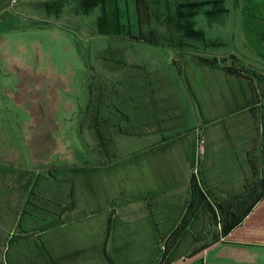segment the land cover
Returning a JSON list of instances; mask_svg holds the SVG:
<instances>
[{
	"label": "rangeland",
	"instance_id": "rangeland-1",
	"mask_svg": "<svg viewBox=\"0 0 264 264\" xmlns=\"http://www.w3.org/2000/svg\"><path fill=\"white\" fill-rule=\"evenodd\" d=\"M48 1L15 0L12 4V0H0V163L8 167H21L45 177L44 173L48 169L66 164L79 167L91 165L92 154L89 149L93 148L94 140L87 131H83L82 138L87 146L82 147L78 126L83 121L89 101L88 87L91 86L92 89L105 77L110 78V75L117 74L121 78L126 73L143 75L150 72L155 73V77H161L166 87H172L177 84L174 78L179 79L175 68L177 62H181V59L192 62L212 57L219 60L220 66L248 70V77L250 71L257 74L264 72V0H225V7L230 10L229 14L219 20V24L202 16L197 17L196 27L203 29L204 34L207 33V42L217 40L223 46L207 51H202L203 48H184L181 52L96 35L93 30L95 13L87 17L77 14L79 12L75 6L78 0L62 1L64 7L60 15L54 14L53 10L55 3L61 0H50L53 5L47 12L48 9L45 8L50 6ZM4 13L6 14L3 16ZM172 62H176L175 65ZM105 64L114 67L111 74H107L108 68L101 67ZM114 64H120V69L116 70L117 66ZM127 65L130 67L125 68ZM132 67L135 69H131ZM204 74L206 84L212 87L209 93L221 104L217 112L224 117L225 122L234 120V117L237 120L241 116L239 114L230 118L226 115L229 108L254 101L253 92L249 94L245 91H233L228 82L220 80L218 74ZM253 89L255 91L256 88ZM210 112L211 110V117ZM253 114L246 112L241 117L250 120L249 116H254ZM248 120L244 121V126L250 124ZM121 146L122 153L130 156V160L119 167L116 180L113 183L110 181L109 188L113 192L120 191L126 201L132 202L120 213L126 214L133 210L132 216L137 219L145 215L140 211L142 205L133 203V199L140 198L139 193L147 191V180L148 189H151L152 182L158 183L156 171L151 161H148V154L147 157H139L142 148L135 142L128 144L124 141ZM164 158L169 161V167L178 180L183 179L182 171H186L184 179L196 174L195 170L187 168L184 161L182 163L178 150H169ZM250 159L254 175L256 169L260 174L263 166L256 148L250 153ZM142 163L149 166L148 171L146 168L140 169L142 172L147 171V175H141L138 171ZM99 176L104 179L103 175ZM84 179L82 182L85 184ZM93 179L94 177H90L87 182L94 185ZM101 190L105 191L104 185ZM179 191L180 189L175 188L166 193L174 194ZM106 193L101 191L95 199L89 196L90 202L86 205L90 207L91 213H101L102 208L106 209ZM85 198L87 200V193ZM43 200L38 195L32 204V216L37 221H45L55 212V208L44 205ZM85 203L87 202L84 201ZM98 216L105 218L107 213L103 211ZM137 226L141 227L139 235L143 239L145 231H155L150 225L149 229L146 225ZM134 227L136 226L132 225V232L135 234L137 229ZM118 230L123 233L120 228ZM125 233L127 234V230ZM132 254L133 261L143 256L142 252L138 254L137 251ZM113 258L119 264L117 256L114 255Z\"/></svg>",
	"mask_w": 264,
	"mask_h": 264
},
{
	"label": "trees",
	"instance_id": "trees-1",
	"mask_svg": "<svg viewBox=\"0 0 264 264\" xmlns=\"http://www.w3.org/2000/svg\"><path fill=\"white\" fill-rule=\"evenodd\" d=\"M62 1L66 2V0H61L55 3L54 14L62 13L64 7ZM48 3L50 6L45 8L48 9L47 12L53 5L50 0ZM75 7L78 8L79 13L77 14L84 17L95 13L94 32L96 35L113 39L120 38L128 42H142L157 48H172L174 51L178 50L177 52H181L184 48L194 50L203 48L202 51H207L210 48L222 47L223 43L217 40L207 42V33L204 34L203 29L196 27L195 19L202 16L219 24V20L229 14L230 10L225 7V0H78ZM75 11L77 12V9ZM205 26L208 27L207 24ZM177 54L180 57V54ZM197 61L190 62V60L181 59V62H172L173 65L177 64L175 66L176 76L179 78H174L177 84L172 87H166L161 77H155V73L150 72L143 75L134 72L131 75L126 73L125 77L123 74L121 78L117 74L107 75L117 78L115 86L104 79L92 89L91 86L88 87L89 101L84 112L85 116L79 126L85 127L96 142V147L89 149V153L99 156L100 160L92 161L91 167L93 168L104 167L110 159L118 158L119 150L114 140L115 135L131 138L144 135L135 130L131 124L139 123L140 113L147 111V107H144L142 111L140 106L141 94L148 93L150 97L151 94L157 93L156 84L160 83L161 86L167 88L166 92L174 93V88L181 83L182 88L188 92L196 112L197 126L188 134L190 137L188 165L190 170L196 171V174H192L189 178L190 198L186 200L187 202H183L184 199L174 202V198H168L164 202L167 208L166 216L169 217L165 234L162 238L160 230L150 232L149 241H153L151 242L153 244L147 246L150 251L148 260H136L132 262L133 264H169L175 261L186 248L182 245V240L190 235L188 225L207 200H210L217 208L218 223L220 225L224 223L227 211L233 203L229 200L234 194L217 195L213 188L224 190L223 193H226L228 189L231 190L234 187L233 185H237L236 187H244L240 193L250 192L260 176L257 169L254 175V167L250 159V153L255 148L260 163L264 166V72L257 74L250 71V77H248L246 76L248 70L220 66L219 60L215 57ZM114 65L117 66L116 70L120 69V64ZM101 67L108 68L107 74H111L114 70L112 69L114 67H108L107 64ZM127 67L130 66L127 65L125 68ZM207 72L218 74L220 80L228 82L233 91L239 93L245 91L249 94L253 92V102L250 100L236 108H229L226 112L230 118L239 114L243 116L246 112L247 114L254 113V116H249L250 120L239 115L237 120L234 117V120L224 121V117L217 112L221 104L217 103L216 98L209 93L212 87L206 84L204 73ZM253 87L256 88L255 91H252ZM209 110H211V117ZM150 112L155 116L154 110L149 109L148 113ZM246 120L250 121V124L244 126ZM79 132L81 135V128ZM174 137L175 135H170L167 139ZM79 171L81 170L77 168H53L48 172L47 176L51 179L54 189L59 190L60 186L68 184L70 190L68 202L54 198L53 204L56 206L74 204L75 177ZM239 177L244 182L241 185L233 182V179ZM225 178L228 181L223 180ZM44 179L45 177L38 175L37 190L30 192L22 212L6 215L10 219L13 218L14 227L13 229L5 228V233L0 230V238L3 235L5 242L0 244V264H77L79 258L77 252L66 257L62 256L60 260L47 258L48 262H45L44 238L49 231L61 224L60 217L54 218L52 222L39 223L37 228L21 226V222L25 220L29 212L34 211L30 203L36 201L40 193L45 192L40 188ZM12 186L15 187V184ZM56 193L59 195V192ZM153 199L150 198L149 201ZM39 200L40 198L37 199ZM133 200L137 204L145 201L141 198ZM174 213L176 218L183 215L175 229L172 220ZM207 247L208 245H202L193 249L190 256L197 255ZM102 251L103 261L113 264L114 262L112 263L104 252L105 245L102 246ZM29 253L36 255L37 260L29 261ZM192 264H202V262Z\"/></svg>",
	"mask_w": 264,
	"mask_h": 264
},
{
	"label": "crops",
	"instance_id": "crops-1",
	"mask_svg": "<svg viewBox=\"0 0 264 264\" xmlns=\"http://www.w3.org/2000/svg\"><path fill=\"white\" fill-rule=\"evenodd\" d=\"M105 80L113 86L117 82V78L114 77H105ZM156 87L157 93L151 94L150 97L148 93L141 94L140 106L142 111L144 107H147V111L146 113H140L139 123L131 124L135 127V130L140 131L144 135L133 138L114 136L119 150L118 158L110 159L107 165L100 168L91 167L93 165L92 163L91 165L84 164V167L76 165L68 166L67 164L59 167L61 169L77 168L81 170L75 177L76 183L73 191L75 199L73 205L65 206L64 204H58L56 206L53 204L54 198L62 199L65 203L68 202L69 185H62L59 190H56L51 179L47 176L48 172L53 168L48 169L44 173L46 176L40 188L45 192L40 193V197L44 199V205L53 206L55 212L51 213V217L48 216V219L45 221L35 220V217L32 216L34 211L29 212V215L21 222V226L24 227L27 225L28 227L37 228L39 223L52 222L54 218L60 217L61 224L49 231L44 238L43 251L46 263L48 262L47 258L60 260L62 256L66 257L69 254L77 252L79 255L77 264H107L102 258V246L104 245V252L112 263L114 262L113 257L115 255L117 256L119 264H133L131 258L134 251H137L138 254L142 252L143 256L139 257V260H148L150 251L147 246L151 244L149 241L151 235L145 231V238L143 239L139 235V229L141 227L137 225H146L147 229L151 225L153 229L162 232L161 235L163 238L166 224L169 221V217L166 216V204L164 203L167 200V195L168 198H174V202H177L178 199L180 201L184 199L183 202L189 200V178L184 179L186 171H182L183 179L178 180L171 171L169 161L164 158V155L169 153V150L172 152L178 150V153L182 157V163L184 161L187 168H189L187 158L190 150V137L188 134L197 126L196 112L188 92L182 88L181 83H178V87L174 88V93L166 92L167 88L161 86L160 83L156 84ZM167 101L170 103L168 104ZM149 109L156 112L155 116L152 115V112L148 113ZM79 128H81V133L83 131L89 133L87 129L83 130L84 127L78 126V134L80 133ZM170 135H175V137L168 140L167 138ZM79 137L83 142L82 147L84 145L86 147L87 145L82 138V134ZM124 141L128 144L135 142L139 148H142V153L139 155L140 158L147 157L148 154V161H151L152 167L156 171V179L158 182L157 184L152 182L150 185L151 189H148L149 185L147 180V191L139 193L138 196L142 200H145L141 204L142 207H140L142 215L145 216L137 219L132 216L134 214L133 210L126 214L120 213L132 202L131 200L126 201L124 199L125 197H123L124 194L120 191L113 192L110 189V181L113 183L116 180L119 167L125 165L130 160V156L128 157L127 154L125 155L121 151L123 149L121 143ZM94 147H96L95 141ZM91 156L92 161H100L99 156ZM84 168L93 169L86 171ZM142 168H146L148 171V164L142 163V166L138 167L141 175H147V171L142 172L140 170ZM165 172L168 173L164 176ZM99 174L103 175L104 179ZM38 175L41 174L36 172L30 173L27 169L21 167L14 168L13 166L8 167L0 163L1 232L5 233V228L10 227L13 229V218L10 219L6 215L13 212H22L30 192L32 190L36 192L37 190L36 179ZM82 176L83 179L85 177V184L82 182ZM90 177H94V185H90L87 182V179ZM223 180L227 179L225 178ZM169 182L172 183L169 185ZM233 182H236L238 185L244 183L241 177L233 179ZM165 183H168V185L166 186ZM14 184L15 187L12 186ZM103 185L105 191L101 190V186ZM233 186L226 193H223L224 190L213 188L217 195L234 194L232 199L229 200L233 203L227 211L224 223L222 225L218 223L217 208L210 200H207L188 225L190 235L182 240V245L186 246V248L175 261L169 264H192L198 261H201L202 264H264V166L259 180L250 192L240 193L244 187ZM108 188L109 190H106ZM175 188L180 189V191L178 193L174 192V194H171L172 192L169 194L166 193V191ZM101 191L107 192L105 201L108 203V206L105 210L102 208L101 213H91L89 211L90 207L88 208L86 205L90 202L89 196L95 199ZM56 192H59V195ZM86 193L88 195L87 200L85 198ZM150 198L155 199L149 201ZM81 201L82 204L80 205ZM84 201L87 203L84 204ZM33 202L30 203L31 206H33ZM62 209L64 211H61ZM103 211L107 213L105 218L98 216ZM63 212L64 215H62ZM182 216L181 214L176 218V214L174 213L172 217L174 229L180 223ZM132 225L136 226L134 227L137 229L135 234L132 232ZM118 228L123 233L119 232ZM125 230H127V234ZM54 231H57L55 232L56 234ZM1 243H5L3 235L0 238ZM202 245H208V247L197 255L190 256L193 249ZM28 255L29 261L34 262L37 260L36 255L32 253ZM113 264H116V262Z\"/></svg>",
	"mask_w": 264,
	"mask_h": 264
},
{
	"label": "built area",
	"instance_id": "built-area-1",
	"mask_svg": "<svg viewBox=\"0 0 264 264\" xmlns=\"http://www.w3.org/2000/svg\"><path fill=\"white\" fill-rule=\"evenodd\" d=\"M15 0H12V4H14Z\"/></svg>",
	"mask_w": 264,
	"mask_h": 264
}]
</instances>
